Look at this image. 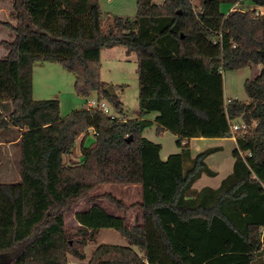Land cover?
<instances>
[{
    "label": "trees",
    "instance_id": "1",
    "mask_svg": "<svg viewBox=\"0 0 264 264\" xmlns=\"http://www.w3.org/2000/svg\"><path fill=\"white\" fill-rule=\"evenodd\" d=\"M223 1L196 9L192 0H137L134 19L117 17L107 29L99 0H12L16 23L0 21L15 36L0 58V104L13 110H0V133L19 129L20 180L0 183V264H68V253L85 259L80 247L104 228L128 245L102 244L89 264H255L263 256L264 17L256 8L223 13ZM118 45L138 56L139 118L92 107L62 117L58 99L33 97L34 66L58 62L79 95L95 93L123 114L101 79V52ZM255 64L262 70L245 81L249 101L226 102L224 73ZM235 119L246 127L233 131ZM153 123L177 135L180 152L161 158V144L143 135ZM90 133L95 140L86 146ZM232 136L233 172L219 187L190 194L203 174H216L205 160L219 148L193 156L186 142ZM104 183L141 184V224L129 226L97 203L90 192ZM79 199L92 206L75 212L73 232L64 215Z\"/></svg>",
    "mask_w": 264,
    "mask_h": 264
},
{
    "label": "rangeland",
    "instance_id": "2",
    "mask_svg": "<svg viewBox=\"0 0 264 264\" xmlns=\"http://www.w3.org/2000/svg\"><path fill=\"white\" fill-rule=\"evenodd\" d=\"M156 3H161L163 0H154ZM203 0H192L196 9H199ZM102 10V19L105 28H109L117 17L134 19L137 15V0H99ZM239 9H262L264 6H256L250 0H242L237 2ZM236 3L224 0L221 4V11L228 13L231 7ZM12 0H0V21L16 23V20L11 16ZM14 36L12 31L0 23V58L8 52L5 44L6 41H13ZM101 79L107 86L112 85L116 94L120 97L124 104L123 114H119L114 110V107L109 104L111 111L117 113L120 117L133 120L139 118V77H138V56L135 52L128 53L127 48L118 45L112 48H104L101 52ZM262 70L261 64H255L250 67L230 70L224 73V96L225 101L229 99H238L241 101H249L248 94L245 90V81L249 78L256 77ZM75 76L62 67L58 62L38 63L33 70V97L36 100L41 99H58L60 101V114L62 117L70 115L73 111L81 108H87V102L91 99H97V94L93 93L88 97L81 96L77 93L75 87ZM7 105L12 106L10 102ZM154 114V113H153ZM233 123L242 124L241 119L233 120ZM0 133V140L7 142L0 145V182H15L19 180L20 173V148L18 143L10 145V140H16L20 137V132L16 128H11ZM144 137L160 143L161 157L166 159L170 154L178 153L181 147L177 143V135L172 131H162L159 133L158 125L153 123L144 130ZM205 141H202L204 140ZM82 138L78 139L74 152L71 157L78 161L82 159L81 147ZM95 140L93 133L86 136L85 145H90ZM195 139L191 143L195 155L208 147L219 144H224V149L216 152L210 158V164L216 171L214 176L203 174L198 178L190 191V194H195L204 187H218L222 180L225 179L234 170L233 147L235 144L232 141L216 138ZM223 140V141H222ZM127 184H110L104 183L94 190L91 194L97 196V203L108 210H112L113 206L108 199L101 198L103 194H109L124 204L130 206L128 210L120 209L117 214L109 212L112 215L121 216L123 214L127 221L134 223L141 222V210L135 205L139 199L140 190L138 188L127 187ZM91 203L86 199H79L68 210H66L64 219L66 228L72 230L78 226L75 218V211L86 210ZM133 206V207H131ZM116 212V211H114ZM123 217V216H122ZM72 232V233H73ZM78 237H74L70 242H76ZM88 239V238H87ZM102 244H113L127 246L128 241L115 229L104 228L96 233L94 240H88L84 246H81L82 252L85 254V259H79L68 253V264H89L95 250ZM139 250L138 248H136ZM255 264L264 262L263 256L256 260Z\"/></svg>",
    "mask_w": 264,
    "mask_h": 264
},
{
    "label": "crops",
    "instance_id": "3",
    "mask_svg": "<svg viewBox=\"0 0 264 264\" xmlns=\"http://www.w3.org/2000/svg\"><path fill=\"white\" fill-rule=\"evenodd\" d=\"M238 6H240V4L238 5V3H236L235 4V6L234 7H232L230 10H233V9H236ZM263 7V6H262ZM262 9H264V8H262ZM242 10H245V9H242ZM12 12V11H11ZM13 36H14V34H13ZM15 37V36H14ZM3 49V54H4V56L7 54H5V49L4 48H2ZM44 63H46V62H44ZM11 103V102H10ZM12 104V103H11ZM0 110H2L6 115H9L11 112H12V110H13V108H12V106H9V105H7V102H4V103H1L0 104ZM154 117V115H152V120L154 119L153 118ZM19 130V129H18ZM165 131H168V130H165ZM82 138V137H81ZM80 138V139H81ZM202 138H206V137H199V139H202ZM19 139H20V137L18 138V139H16V140H10L8 143H10V145H14V144H16V143H19ZM195 139H198V138H192L191 140H189V142H186V143H189V145H190V147H191V143H192V141L193 140H195ZM209 139H212V140H210V141H216L215 139L216 138H209ZM218 139H223V140H227V141H232L234 144H235V146L233 147L234 149L235 148H237L238 147V143H237V138H236V136H232V137H228V138H218ZM222 140V141H223ZM202 141H205V139L204 140H202ZM5 143H7V142H4L3 140H0V145L1 144H5ZM215 147H217V148H219L216 152H219V151H221L222 149H224V144H219V145H215ZM208 148H214V146H212V147H208ZM207 148V149H208ZM233 149V150H234ZM191 150H193L192 149V147H191ZM216 152H214V153H212V154H210L207 158H206V162H207V164H208V166L213 170V171H215V169L213 168V166L210 164V158L213 156V155H215L216 154ZM192 155L193 156H195L193 153H192ZM162 158V157H161ZM168 158V157H167ZM166 158V159H167ZM166 159H164V160H166ZM79 161V160H78ZM216 172V171H215ZM233 172V171H232ZM231 172V173H232ZM230 173V174H231ZM202 177V176H201ZM19 180H20V173H19ZM19 180H17V181H19ZM17 181H15V182H17ZM0 183H10V182H0ZM100 185H102V184H99V185H97L96 187H98V186H100ZM124 185V184H123ZM125 186H127V187H133V188H138L139 190H140V194H139V199H138V201H137V203L138 202H141V200H142V186H141V184H127V185H125ZM220 186V185H219ZM218 186V187H219ZM95 187V188H96ZM212 188H214V187H212ZM217 188V187H216ZM192 189V188H191ZM92 192V191H91ZM91 192H90V195L91 196H94V195H92L91 194ZM91 206H92V203H91ZM90 206V207H91ZM114 206V205H113ZM89 207V208H90ZM138 207V206H137ZM89 208H86V209H89ZM139 208V207H138ZM104 209H106L105 207H104ZM140 209V208H139ZM108 212H113V214L115 213V214H117L118 213V210H119V208H117V207H113V209L112 210H108V209H106ZM141 210V209H140ZM78 211H80V210H78ZM114 211H116V212H114ZM75 212H77V211H75ZM140 214H141V222L139 223V224H141L142 222H143V218H142V210H141V212H140ZM121 216H123V217H125L123 214H120ZM77 223H78V221H77ZM126 223L129 225V226H133V225H135L136 223H134V222H131L130 220L129 221H127L126 220ZM78 225H80L79 223H78Z\"/></svg>",
    "mask_w": 264,
    "mask_h": 264
},
{
    "label": "built area",
    "instance_id": "4",
    "mask_svg": "<svg viewBox=\"0 0 264 264\" xmlns=\"http://www.w3.org/2000/svg\"><path fill=\"white\" fill-rule=\"evenodd\" d=\"M164 1L165 0H163L161 3H163ZM256 14L264 17V9H259V10L256 9ZM87 104H88V107L98 109L102 111L104 114L110 116L111 118H116V115L111 111L109 104L104 100L91 99L87 102ZM245 127H246L245 124L233 123L231 125V128L233 131H236L240 128H245Z\"/></svg>",
    "mask_w": 264,
    "mask_h": 264
},
{
    "label": "water",
    "instance_id": "5",
    "mask_svg": "<svg viewBox=\"0 0 264 264\" xmlns=\"http://www.w3.org/2000/svg\"><path fill=\"white\" fill-rule=\"evenodd\" d=\"M107 92H109L111 95H114V88L112 85H109L106 87ZM131 139V138H130Z\"/></svg>",
    "mask_w": 264,
    "mask_h": 264
}]
</instances>
